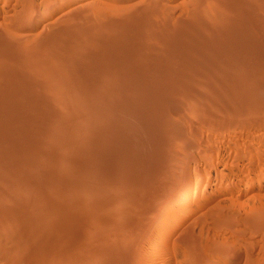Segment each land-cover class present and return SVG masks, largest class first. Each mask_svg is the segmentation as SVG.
Masks as SVG:
<instances>
[{"label": "rangeland", "instance_id": "obj_1", "mask_svg": "<svg viewBox=\"0 0 264 264\" xmlns=\"http://www.w3.org/2000/svg\"><path fill=\"white\" fill-rule=\"evenodd\" d=\"M241 2L244 5L241 4ZM263 3L264 0H0V47H1L0 48V91H1L0 103L1 104L3 103L4 105L2 104V106L7 108L8 105H10L11 99L13 101L18 100V103L19 100L21 99L20 101L22 102V104L24 103V105H27V107H29L39 104L36 102H38L39 100H41V98H43L44 101L48 102L49 105L48 104L47 105L49 110H51L52 107H53L52 109L55 108L54 112L51 110L52 112L51 114L54 117H56V120H59L57 122L60 123L59 124L55 122V118L53 116L48 117L50 119L47 118V120L46 118L45 120L41 119L42 121L38 120L36 121V123L38 122L37 124H35V122H32L28 124V127L30 126L29 128H32L34 130L31 129L32 132L28 134V137L27 136L23 137L22 138L23 141L21 139V142L30 144L34 141L38 145L39 144V142H37L39 141L38 133H40L41 127L44 128L56 127L57 129H59V131H67L68 129H70L69 128L70 126L68 125V123H65L64 120L68 119V116H70V111L73 112L71 113L72 115H76V114L78 115V116L76 115L77 117H75L77 121L79 122H81V120L83 121L84 118H80V117L83 115L85 116L84 109H86L88 106L90 107L92 103L87 105L88 101L85 98L88 99V97H84L83 95L85 94L82 95L84 98H80L79 96L78 98L77 96L73 97L76 94L72 95L73 94L72 93L71 96L69 92L67 95L68 97L70 96V98L68 99L67 95L65 96L66 91L65 89L63 91V87L69 89V87L75 83L73 81L74 80L76 81L77 79L76 77H78L75 75L76 74L75 72L79 73L80 71H82L81 73L85 74L84 70L82 69L85 68V72L87 69H88L87 72L91 70L90 67L91 68L94 67L93 63L97 65L98 59H100L101 56L106 58L114 57L115 60L118 59L120 62L117 63L112 61L110 64L106 65V67L109 66V68L104 67L106 68V70H104V68L100 69L102 67L95 65L94 67L95 69L96 67H98L102 71V72L99 71L101 75L98 72H96L98 71L97 70L98 68L96 70H94L93 68V70H91L90 73H93L94 71L98 73L101 77L95 73H93L92 77L91 75L89 77L88 76L89 72H88L85 75H87V77H89L91 80L93 79L92 81L90 79H87V77L85 76L83 79L81 78L83 76H79L80 79L79 77L78 79L80 81L77 80L76 82H81L82 80V82L86 81L84 82L85 84L89 83L87 85H90V83H93L91 85H94L98 81H100L101 78H103L102 76H104V74L102 75V73L107 72L108 69L109 72H111L112 71L111 69L113 68V70L116 69L115 71H113L114 75L113 73L111 74V76L114 78L110 76L111 78L108 79L109 82L108 81L106 82L103 79L102 81L104 83L105 88L103 86H100L101 89L104 88L106 90V87L108 86L107 88L110 89V91L111 90L113 91V88L111 89L109 86L111 84L113 87L118 88L119 84H123V86L125 85L132 86V84L134 85L136 83L134 85L135 89H130V90L128 88L125 89L126 86L125 88L122 87L124 88L122 89L120 85L119 86L120 89L118 88L117 92L114 95H111V93H113L112 91L110 92L106 90L110 93L108 94V92H106V94L111 95L112 97L110 99L114 101L120 99L121 95H123V93L125 94V92H127V94L131 96L132 102L130 103V105H124L121 108V110L123 109V111H121L120 113L122 119L119 127L121 128L120 131L119 128H117V132H122V131L125 132L126 130H128V133L127 131L125 133L122 132L121 134L116 133V131H113L112 128L110 130L109 129L110 127L104 126L103 123H101L103 122V118L102 119L99 118L98 120L99 123L94 120L88 123L90 126H88V124L86 125L88 126V128L91 127L90 128L91 130L95 129L94 131H99L101 129L100 130L101 132H105V130L109 129L111 133L112 131L114 132L112 133L114 137L112 136V134H110L112 136L109 137L110 139H107V137H100L101 134L103 133H99V134L95 133L97 137L96 138L94 137V139L98 141H95L94 139L93 140L100 145H104L103 147L109 149L111 146L114 145L115 141H117L119 148L127 147V150L124 148L121 149V152L123 154L129 156L128 159L125 158V161L121 163V165L125 163L124 164L125 173L122 170L123 166L121 167L119 165V167L121 168V169L119 168V170L120 171L122 170L120 172L122 174H119L121 179L119 177L117 180L111 181L110 183L111 179L108 181L106 180V178H102V176L103 177L107 176L108 171L111 170L109 165L110 163L107 164L103 163L107 167H105L103 164L89 165L88 167L91 168L86 169L85 172L86 176L84 175L83 178H81L82 179L81 186L78 187V185H80L78 184L76 187H74V189L76 190H74L73 187H71L70 189V186H73L70 184V183L73 184V182L69 181L70 178L72 177V174L70 173H73L72 171L74 169L70 165L68 166L65 165V164H69L67 161H70L69 158L71 157L70 153L67 154L69 156L66 155V157L68 158H66L65 155H63L64 160L62 162L63 164L64 163L65 164L62 166H64L65 168L60 165V168L61 169L63 168L62 172L61 169H59L62 174L63 172L64 174L66 173V176L64 174L63 175L66 179L68 178L69 179L68 181L70 182L69 183L70 186H67L68 184L66 182L64 183L67 184L65 185L66 188L65 186H63V184L59 185V187L62 186L63 189L66 190V192L62 188H57L58 184H55L54 181L53 184L49 183V185L52 184L50 186L51 188L49 186L45 187V185L46 184L48 185V183L44 184V182L41 181L42 180L40 178L41 176L38 177V180H40V182L37 181V177L34 176V178H32L33 180L30 181L31 182L30 186L25 184V181H23L24 176L27 174V172L29 173L30 170L32 173L34 167L32 168L28 166L27 168H25V171L23 169V174H24L23 176V174H21L22 173L21 169L19 168L18 165L20 163L18 159H11L9 160L10 164H8L7 162V164L5 163L3 166L0 165L1 166L0 177L4 179L3 180L4 182L0 181L2 182L0 183V199L2 197L1 194L3 195V200L6 199L4 201L0 200V214H1L0 264H264V106H263L264 95L259 97V100H262L261 102L257 100L256 101L258 103H256V101L254 102L256 106L258 105L257 110H256V106L252 107L253 109L251 110L250 106L252 105L253 102H250L249 100L248 103L247 101L248 99L246 101H243V99L240 98V100L243 101L242 103V101H237L239 99L237 96L236 97L234 96L232 98L230 97V99L231 100L235 98L236 99L231 101V100H226L228 99L227 98L228 96H225V93L223 95V93H220V91H218L220 95L217 92H215V94L214 93L211 94L209 92L204 91L205 89L208 88L205 87V85L208 82H209L208 84L212 82L211 83L212 85H217L219 87H225L229 85L232 86L233 84H235L233 83L234 81H232V79L230 78H227L228 80H230V82L229 81L225 82L224 81L225 79L223 80V76L221 77L223 81L221 80V78L220 80H218L220 77L219 75H223L221 73L219 74L222 68L220 69L218 68L217 70H214V72L211 71L212 70L211 67L218 66L219 62L222 60V55H221L222 53H220L222 52V50L219 47L220 43L224 44L221 45L224 47L226 46V48L230 46L232 47V45L235 46L242 43L241 42L242 37L240 39L239 36L238 39L237 36L235 37V35L232 34L231 35L233 36V38L231 37V35L229 34L230 30H228L229 28H231V31L232 30L236 31V29L237 30L239 29V31L242 30L246 31V35L248 36L250 35L249 37L245 35L246 41L248 43L254 42L252 43L253 45L256 46L258 45L257 48L260 47L261 51L264 50V44L263 45L260 44L261 42L264 43L263 41L264 40L263 38L264 37V23H263L264 4ZM250 18L253 20H250ZM141 19L146 22L141 21ZM201 21L204 22L202 23ZM142 23L144 25H142ZM210 24H212L213 26ZM223 24L225 25L227 24L228 26L227 25L225 26ZM247 24H249L250 27H248L249 25L247 26ZM253 24H255V26ZM191 25L193 27L201 26L200 32L202 34L200 35L199 32V34L196 36V34L193 33L195 36L191 34L192 37L186 38L185 39L186 41L182 40L181 38L182 42L185 43L184 46L183 44H181L182 47L181 52L183 51L184 52L182 56L180 55L177 56V54H175L177 57L179 58L181 57L180 59H183L185 61L184 64L186 65L187 63V65L184 66L183 64L184 61L182 60L180 61L179 58H175L176 57L175 56L174 57L175 65L177 66L178 61L182 62V63L179 62V64L181 65L183 64L182 66L179 64L177 66V67L180 66L179 68L180 73L177 71L178 68L176 66H173L169 74L171 77L167 75L166 77L160 78L158 76L159 75L158 71L155 70L154 68L153 69L154 75L150 74L151 77H149L148 74V77L151 79H149V81L147 80L148 82L146 81L147 79L146 74L148 73V71H146L147 73L145 74L144 77V79L145 78L146 79L143 80V76L145 73L144 70L148 69L150 67L149 65H153L154 67L156 65V63L154 62H152L154 64H150V61H148L147 53L150 52V50H152V53L154 52L153 55L159 52V55L157 53L156 55H154V57L158 56L159 58L160 55L162 54L164 58L163 55L164 53L167 54V55L165 54L166 55L165 57L170 56L171 53H174V50L176 48L178 49L180 48L177 47L181 43L178 42V38L181 36L180 34L181 33L184 34L185 31H186L185 33L187 34L190 30L189 31L186 30V27L189 29L190 27H192ZM214 26L215 29H213ZM220 27L222 28V30L220 29ZM210 28L212 29V31ZM219 29L220 31H218ZM227 30L229 31L228 33ZM224 32L227 35H225ZM217 33H220V35ZM159 39H162V41L167 44L162 43V41ZM173 39L177 41L176 42L177 44ZM198 39L199 41H195ZM216 39L218 43L220 42L219 44L217 43ZM140 40L141 42H139ZM105 41L108 43H104ZM135 41L137 42V44L135 43ZM101 42L103 44H100ZM188 42L189 44H187ZM226 42L227 43L229 42L230 44L229 43L227 44ZM110 43L111 45L113 44V46H109ZM133 43L134 45H138L141 47H142L141 43H143L144 47L142 48H145L147 52H145V49H142L141 47L136 48V46H134ZM198 43L201 44V46L199 47H203L205 44L209 45L207 47H209L208 49L212 53L208 51L207 48L204 50L209 53V54L207 53L208 55L205 54L207 56L205 59H207L208 61L203 60L201 57L198 58L197 56H196L197 59L195 58L194 56L195 46ZM93 44H95V46ZM96 44L98 47L96 46ZM107 44L109 45L107 46ZM191 44L194 48L191 47ZM129 45L131 48L129 47ZM131 45L135 47V50L141 48L140 51L142 52L144 50L145 52L140 56L139 54H141V52L138 53V55H136L139 57V59L136 56H135L136 58L134 57L136 60L138 59L137 60L138 63L133 61L136 64H128L132 60H135L132 58L134 56L132 52L135 51L133 50V47ZM210 45H212L211 46L212 49H210L211 48ZM90 46H93L94 48ZM115 46L118 47V49ZM123 46L125 48L128 47L129 50L123 48ZM187 46H190V48H188ZM216 46L219 47L218 49L219 51L216 50L218 48V47L216 48ZM119 47L121 50L119 49ZM185 47L187 50L185 49ZM115 48L117 49V52L115 51L116 50ZM214 48L216 51L214 50ZM97 49H99L100 51H98ZM130 49H132L133 51H130ZM161 49L163 50L161 51ZM92 50L95 52L93 53ZM118 50L120 51L119 53ZM188 50L190 51L188 52ZM123 51H127L126 54L129 55V57L131 56L132 53L133 56L130 57V61H128L129 58L127 57L126 54H123V56L120 55V53H124ZM160 51L162 53H160ZM186 51L188 55L185 53ZM91 52L94 54V56H96L95 57L96 59L94 58ZM181 52L179 49L178 53L180 54ZM88 54L89 56L92 55V57L90 56V58H88ZM189 54L193 56V59H196L198 61L196 62L192 61L193 59ZM238 54H239L238 56L237 54L235 55V57L232 56L234 60L235 61L238 60V62L237 61L235 62L232 57L230 58L231 65L232 63L246 64L250 62L252 66L258 62L257 60L260 59L262 61V59H264V51H262V54L261 53L258 54V56L254 54V56H256L255 57L256 59L253 58L252 55H251L252 57H250V53H245V51L239 52ZM97 55L100 56V58ZM149 55L151 56L152 54ZM121 56L125 58L123 59V62L125 61L124 63L120 60ZM143 56H147L146 58H144V61L141 60L143 59ZM162 56L160 57L161 59ZM82 57L85 58L87 57L86 58L87 61L86 59L85 60L83 59L84 63L83 61L82 62L79 61L82 59ZM154 57L153 59H155ZM188 57H190L192 60H190ZM249 57L251 59L253 58L252 60L253 62L250 61L251 59ZM160 58L157 59V61L161 60ZM231 59L233 62L231 61ZM139 60H141L142 62L145 61L146 62L144 64ZM199 60L201 61L200 64L204 65V67L206 65L209 73L206 70L200 71L199 67L201 66H199L198 63ZM186 61H191L192 63H195L196 66L194 68L195 72L193 70L194 73H192V71L190 72L191 62H189L190 64H188V62ZM107 62L109 63V61ZM107 62L105 64H107ZM121 62L123 63V65L121 64ZM76 63L78 64L80 63V64L78 65ZM111 64H115V65L118 64L117 66L119 67H123L124 65H125L124 67H128L129 65L128 67L129 69L132 67L130 65L133 66L136 65L137 67V64H139L140 69L138 67V70L135 69L134 72H138L137 74H140L139 75L140 79L138 78L136 73L132 72V69L136 68L135 66L134 68L132 67V69H130V71L133 74L131 78V76L128 75L131 74L128 68H127L128 71L127 70L123 71V72L125 71L128 72V74H126L125 72L120 76V74L118 73L121 72L117 70L119 67L116 66L117 68H115V65L112 66ZM76 65H78L79 67ZM140 65L145 66L146 69L145 67H142ZM86 66H89V68ZM183 66L185 67V69L187 68L189 69L185 70ZM26 70H28V72ZM139 70L142 73L141 72L139 73ZM183 70L185 71L184 73ZM25 71L27 73H25ZM29 71L32 72L31 75H28L30 74ZM187 71L190 73H188ZM116 72L118 73L116 74ZM199 72H200V76L197 75L199 74ZM203 72L205 73V76H207L208 79L204 76ZM210 72L214 74H211ZM56 73L60 74V76L58 74L56 75ZM191 73L193 78L191 76ZM61 74L64 75L65 77L63 76V78H61L62 77ZM94 74L97 77H99L98 78L99 80L97 79L98 80L97 82H95L96 81L95 79L97 77L94 76ZM115 74L117 76H115ZM194 74L196 77L194 76ZM25 75L29 77L27 76L25 77ZM214 75L217 76L214 77ZM133 78H135V81ZM62 79L65 81H63ZM131 79L132 81H134V83L132 81L130 83ZM203 79L208 80V82L204 83L205 81ZM139 80H142L143 82ZM48 81H50V84ZM58 81L61 82L56 84ZM138 81L140 83L142 82V84L143 83L145 84L147 82L146 85H148V83L150 82L148 89L147 86L143 84V86H145L144 88L147 91L142 87V84L141 86L140 84L138 85L139 83ZM187 81H188L187 84H189L191 88L194 87L195 84L199 85V83H202L204 87L202 85L201 86L204 89L200 88L198 90V92L201 91V93H199L200 95L198 94L199 99L195 96H194L195 98L191 96L188 99L186 95L187 88L184 85V82ZM220 81L221 83H219ZM105 82L107 85H105ZM222 82L223 83L225 82L226 84L224 83L223 85H221ZM114 83L117 85H115ZM61 84H63V87H61L62 86ZM159 84L164 85L162 86L164 87L163 90L168 88L171 84L172 85L176 84L175 85L176 90L172 91L171 89L168 88L169 92L168 89H166L164 91L165 93L167 91V94H165L163 93L164 92L163 90L162 91L159 90L158 88ZM24 85L27 86L26 88L27 90H31L33 88L32 90L33 94L32 92L31 93L28 92V94L24 93L25 96L24 94L23 96L19 95L16 89L18 90L19 89L18 87L25 88L26 86L24 87ZM150 85L154 86L153 88L158 86L157 89H155L156 91L152 90V87ZM177 85L180 87L177 88ZM47 86L51 87V89L53 90L51 91V93L49 92L50 94L48 93L46 95L45 94L43 95V93L40 94L38 92L37 94L35 93L36 95L34 94V88L43 89L42 87H47ZM95 86L97 87L98 85ZM14 87L16 89H14ZM93 87L91 88L93 89ZM100 87H98V89ZM181 87L182 88L184 87L183 88L184 90ZM150 88L151 91L154 93V95L150 92ZM85 89L87 90L89 88H87L86 86ZM93 90H95V87ZM170 90L173 93L178 90L177 92L179 93V95L177 94V92H175L172 98V96L169 95L171 93ZM100 91L102 93L103 90ZM148 91L151 94L148 93ZM181 91H184L185 94L183 92L181 93ZM104 92L105 91H103V93ZM7 94H9V97H12V98H8L10 102L7 99L8 96ZM117 94H121V95L119 96ZM177 95L178 97H176ZM180 95H182L183 97H181ZM211 95L213 96L212 98H216V100L214 99L215 102L212 99L215 104L210 103L212 102L210 100ZM217 95L219 97L223 95L226 98L224 97V100H222L221 102L219 101V99L221 100L223 99V97H220L218 99ZM16 96L19 97V99ZM37 96L40 99L37 98ZM144 96H146V98L151 97L150 100L146 101V107L152 106L151 104L149 105L147 102L149 101L151 103L154 102V104L152 103L153 109L152 107L147 108L148 111L149 109L153 110L150 111L151 112L150 116L148 115V113L147 114L142 113L137 115L130 114L129 109L131 108L132 105L136 104V99L145 98ZM163 96L165 97L168 96V98H170L168 104V106H170L169 108H172L176 104L174 106L175 109L174 107L173 109L167 108L166 106L168 102H166V105H164L165 103L163 104L161 103L160 100H158L159 97L162 98ZM200 96L202 97L204 96L203 99ZM152 97L155 98V101L153 100ZM185 97H187V100ZM76 98H78L79 100L81 99L79 103H77L78 100L74 101L76 100ZM193 98L194 99L197 98L196 100L198 101L195 102L196 103L200 102V103L199 104L197 103L195 105ZM205 98L208 99L206 102H204ZM25 99L27 100V103ZM156 99L158 101H156ZM85 100L87 103L85 102ZM170 101L172 102L170 103ZM224 101L225 102L228 101V103L230 102L232 103L231 104L227 103V105H225ZM31 102L34 103L31 105ZM216 102L219 105L217 106L218 108L215 107ZM234 103L236 104L239 103V104L237 105L235 104V107H233ZM246 103L248 105H246ZM260 103L261 105H259ZM1 104H0V110L3 111L5 108L3 107L2 110ZM162 106L166 107V109L163 108V111H161ZM245 106L246 107L249 106V107L246 108ZM224 107H226L225 109L227 110V112L224 109ZM230 107H233V109H231ZM228 108L230 109L228 110ZM243 108L245 110L242 111L241 109ZM248 108H250L251 111H249ZM27 109L23 110V112H26V114L28 115L30 114L34 115L33 111L30 110L31 112L30 113L29 108ZM81 110L83 111L80 113ZM166 110H169L170 113H168L169 111ZM15 111L18 113V115ZM13 112H15L16 114ZM77 112H79L80 114ZM111 112H110L111 114L109 113L110 116L113 114H114L113 116H116L118 114V113L115 114V112L113 111ZM153 112H155V115L152 114ZM241 112H245V113H241ZM209 114L212 116L210 117ZM20 115L22 116V113H20L19 109L18 111L14 109L12 110V112L4 115L3 117L5 118L6 116L7 117L6 119L11 123L4 122L5 119L1 118L2 120L1 119L0 120L2 124L0 122L1 125L0 130L7 129L8 128L7 124L9 125V123L11 125H14V123L16 124L17 120L19 119V118L17 119V116L20 117ZM122 115H125L128 118H126L125 116L122 117ZM9 116L10 118H8ZM143 117L145 121L141 119ZM52 119H54L53 120L54 122H52ZM123 120L125 123L123 122ZM170 120L176 121L178 123V131L181 130L183 137L180 136L182 135L181 133L180 135L177 136V135H172L170 132L171 135H169L170 138H168L167 136L168 135L167 133H169L168 129L164 128L163 125ZM4 123L6 126L4 125ZM155 123L162 124V126H160L161 128H156V129L157 130L160 129L161 132L163 133H161L160 130L159 131H157L156 129L153 130L154 125L152 126V124ZM133 124L136 126L134 127ZM103 126L107 129H104ZM124 126L125 129L123 128L122 130V127ZM131 128L134 131L129 132ZM142 128L149 130V132H151L150 129L154 133H156V131L160 132L161 137L158 138L157 136H154L157 138L152 137L149 141L145 138L142 132L139 131ZM114 130L116 129L114 128ZM138 131L141 132V134L138 133ZM33 132L34 134L37 133L38 136L36 134L32 135ZM51 134L52 136L48 135L47 137L49 136L51 137L49 138L50 141L54 140L52 141L53 143L50 142L51 144L55 143L54 145L56 146L58 143L56 150L59 152V150H61L62 147L65 146L64 145L65 142H63L64 139L62 138L60 139V135H58V133L56 136H55L56 133H51ZM79 136H77L78 137L77 141L79 140L78 141L79 147L82 144H83L82 146L85 147V144L87 145L88 142L90 143V139H86L82 135L81 136L83 138L81 136L79 138ZM115 136H117L118 138ZM172 136H174V138ZM179 136L181 138H179ZM112 138H114L115 141L111 140ZM83 139L86 142H84ZM49 140L48 139L46 140L47 143L49 142ZM55 140L58 142H55ZM59 141L62 143H60ZM120 142L124 144H120ZM129 142L130 145H132L131 147L128 144ZM40 145L42 144L40 143ZM128 146L130 148H128ZM63 150L64 149H62V152ZM104 150H101V153L106 155L105 154L106 152H104ZM163 150L164 152L165 151L166 152L164 153ZM44 151H45L44 152L45 155L42 153L44 159L45 158L50 159L51 157L50 151L48 149L47 152L46 150ZM132 154H134V157ZM9 165L10 167L8 168ZM12 166H14V169L16 170L19 168L20 169L19 172L21 173H19L18 171L15 172L16 170L12 169L13 168ZM42 168L43 171L45 170L44 174L48 172L46 175L49 177H53L54 179V176H51L52 175L50 171L51 168L47 171L49 165L46 166L44 165V167ZM8 169L11 170L9 171L10 173L6 171ZM71 169L73 170L71 171ZM26 170L28 171L26 172ZM111 171L112 174L114 175L117 174L115 172L113 173L115 169ZM116 172L118 171L116 170ZM15 173L21 174L23 177L21 175H16ZM14 176L17 178L16 181L14 180L15 179ZM19 177H21L20 179L22 180L18 179ZM35 177L36 180H34ZM2 179L0 178V180ZM96 179L97 180L99 179L98 180L99 183H97L98 181ZM18 180L24 182V183L22 182V185L19 184L18 186L19 188L21 187L22 190L21 188L19 189L17 187L18 184H16V182L18 183ZM12 181L16 184L17 188L14 187L15 184ZM41 182H43L44 186ZM24 187L25 189L29 187L28 189H30L29 191L31 193L28 192V190H25ZM94 187L96 188L94 189ZM195 187H197L196 192H195ZM13 188H15V190L17 189V191L14 190L12 192ZM58 189L61 192H59ZM36 190H38V192H36ZM71 190L75 191V193L74 192L72 193ZM9 191L11 192V194ZM22 191H24V193ZM48 191L51 192L52 195L51 197H54L53 198L54 200L50 198V193H47ZM90 192H92V194ZM108 192H109V196H108ZM8 193L10 194L9 197H8L9 195ZM27 193H29L28 196H25L24 194ZM60 193L64 194L65 196H63ZM81 193L84 195L87 194L85 195L87 199L85 198L84 195L80 196ZM89 194L91 197H87ZM119 194L120 196H118ZM128 195L129 197H126ZM60 196H61V200H59ZM44 197L47 198L48 201ZM90 198L92 199L90 200ZM18 199H20L23 202H20ZM38 199L40 201H38ZM81 200H83L82 203ZM50 201L52 205L50 204ZM38 202L41 203L39 204ZM54 202L57 204H55ZM23 203L24 206L26 204L25 207L21 206L23 205ZM37 204L39 206H37ZM10 205L12 206V208ZM28 205H31L33 207L32 208L29 206V209H32L33 211L26 208L28 207ZM35 206H37L39 209ZM21 207L25 209V213H24V209H22L23 211L17 210V209H21ZM51 208H53V210ZM116 209L119 210V212ZM10 210H12V212ZM16 211L18 213L21 211V213L18 214ZM71 221H72L71 224H73L74 222L73 225L70 224ZM76 223H78L79 226ZM17 224L19 227L17 226ZM1 227L3 228L1 229ZM41 227L44 228L41 229Z\"/></svg>", "mask_w": 264, "mask_h": 264}, {"label": "bare ground", "instance_id": "obj_2", "mask_svg": "<svg viewBox=\"0 0 264 264\" xmlns=\"http://www.w3.org/2000/svg\"><path fill=\"white\" fill-rule=\"evenodd\" d=\"M240 2V1H239ZM241 4H243L242 2H241ZM240 4V5H241ZM264 4V3H263ZM221 5V4H220ZM244 5V4H243ZM231 6V5H230ZM234 6V5H233ZM79 7V6H78ZM237 7V6H236ZM239 7H241V6H239ZM206 8V7H205ZM197 9V8H196ZM244 10V9H243ZM231 11V10H230ZM234 11V10H233ZM239 11V10H238ZM205 12V11H204ZM243 12V11H242ZM245 12V11H244ZM255 12V11H254ZM231 13V12H230ZM234 13V12H233ZM232 13V14H233ZM238 13V12H237ZM240 13V12H239ZM151 14V13H150ZM131 15V14H130ZM223 16V15H222ZM239 16V15H238ZM126 17V16H125ZM143 17V16H142ZM253 17H254V15H253ZM149 18V17H148ZM247 18V17H246ZM249 19V18H248ZM259 19V18H258ZM140 20V19H139ZM138 20V21H139ZM230 20V19H229ZM239 20H241V19H239ZM250 20H253V19H251L250 18ZM256 20V19H255ZM141 21H143L142 19H141ZM140 21V22H141ZM212 21V20H211ZM214 21V20H213ZM217 21V20H216ZM238 21V20H237ZM244 21V20H243ZM242 21V22H243ZM143 22H146V21H143ZM202 22V21H201ZM204 22V21H203ZM202 22V23H203ZM209 22H210V19H209ZM215 22V21H214ZM241 22V21H240ZM239 22V23H240ZM253 22V21H252ZM100 23V22H99ZM136 23V22H135ZM148 23V22H147ZM154 23V22H153ZM211 23H213V22H211ZM216 23V22H215ZM255 23V22H254ZM264 23V22H263ZM137 24H138V22H137ZM156 24V23H155ZM207 24H208V22H207ZM217 24V23H216ZM236 24V23H235ZM246 24V23H245ZM250 24V23H249ZM249 24H247V26L249 25ZM135 25V24H134ZM141 25V24H140ZM142 25H144L143 23H142ZM169 25V24H168ZM197 25H198V23H197ZM202 25H204V24H202ZM210 25H212V24H210ZM223 25H225V24H223ZM227 25V24H226ZM225 25V26H226ZM241 25H243V24H241ZM254 26H255V24H253ZM98 26V25H97ZM124 26V25H123ZM192 26V25H191ZM206 26V25H205ZM209 26V25H208ZM213 26V25H212ZM218 26V25H217ZM222 26V25H221ZM228 26V25H227ZM239 26V25H238ZM136 27V26H135ZM142 27V26H141ZM159 27H160V25H159ZM190 27V26H189ZM201 27V26H200ZM200 27H198V26H195V27H190L189 29L186 27V30H190L187 34L184 32V34H186V35H184L183 33H181L179 36V38H178V42H181L178 46L176 45L177 43V41H175L174 39V41H175V45L177 46V47H180L179 49H180V52L182 51L181 50V44H183V46H184V44L185 43H183L182 42V40H185L186 38H189V37H192L191 36V34H196V36L199 34V32H200ZM211 27V26H210ZM233 27V26H232ZM248 27H250V25L248 26ZM78 28V27H77ZM84 28V27H83ZM98 28V27H97ZM123 28V27H122ZM130 28V27H129ZM153 28V27H152ZM170 28V27H169ZM203 28V27H202ZM201 28V29H202ZM207 28V27H206ZM227 28V27H226ZM141 29H143V28H141ZM204 29V28H203ZM211 29V28H210ZM213 29H215V26L213 27ZM220 29L222 30V28L220 27ZM220 29L218 30V31H220ZM228 29V28H227ZM241 29V28H240ZM247 29V28H246ZM118 30V29H117ZM121 30V29H120ZM205 30V29H204ZM216 30H217V28H216ZM228 30H230V32L228 31ZM227 30V33L229 32V34L231 35H235V37L237 36V38L240 36V39H241V37H242V39H241V44H239V45H235V46H233L232 45V47L230 46V47H228V48H226V46L224 47V46H222V45H224V44H222V43H218V41H217V39H216V41H217V43L220 45L219 47H220V49L222 50V52H220V53H222L221 55H222V60L219 62V65L218 66H212L211 67V71H213L214 72V70H217L218 68L220 69V68H222V70H221V72H219V74L221 73V74H223V75H219L218 77H219V79L218 80H220V78L223 76V80L225 81V82H227V81H229L230 82V80H228L227 78H230V79H232V81H234L233 83H235V84H233L232 86H225V87H219V86H217V85H212L211 83V85L210 84H208L209 82H208V80H204L205 82L204 83H206V82H208L206 85H205V87L207 88V89H205L204 91L205 92H209V93H211V94H215V92H217L218 93V91H220V93H223V95H224V93H225V96H228L227 98L228 99H226V100H231L230 99V97L232 98V97H238L237 99V101H242V100H240V98H242L243 99V101H246L247 99V101H248V103H249V100H250V102H253L252 103V105L250 106V108H251V110L253 109L252 107H254V106H256V104L254 103L256 100L257 101H262V100H259V97H261V96H263L264 95V59H262V61L260 60V62H259V60H257L256 62V64L255 65H252L251 66V64H250V62L249 63H246V64H242V63H239V64H236V63H232V65H231V62H230V58L232 57V56H234L235 57V55L237 54V56L239 55L238 53L239 52H243V51H245V53H250V57H252L253 56V58H255L256 56H258V54H262V51H264V50H262L261 51V48L259 49V48H257V46L256 45H253L252 43H254V42H252V43H248L247 41H246V36H248V35H246V31H244V30H242V31H239V29L237 30L236 29V31H231V28H229ZM235 30V29H234ZM125 31V30H124ZM207 31V30H206ZM211 31H212V29H211ZM98 32V31H97ZM208 32V31H207ZM249 32V31H248ZM247 32V33H248ZM256 32V31H255ZM193 34V36H195ZM202 33L200 32V35H201ZM217 34H219L220 35V33H217ZM224 34H225V32H224ZM104 35V34H103ZM124 35V34H123ZM129 35V34H128ZM225 35H227V34H225ZM231 35V37L233 38V36ZM246 35V36H245ZM256 35H257V33H256ZM5 36V35H4ZM61 36V35H60ZM250 36V35H249ZM248 36V37H249ZM72 37V36H71ZM98 37V36H97ZM247 37V38H248ZM127 38V37H126ZM147 38V37H146ZM163 38V37H162ZM168 38V37H167ZM181 38H182V40H181ZM197 38V37H196ZM243 38H244V40H243ZM261 38H262V36H261ZM264 38V37H263ZM156 39V38H155ZM239 39V38H238ZM72 40V39H71ZM158 40V39H157ZM159 40H161L162 41V39H159ZM165 40V39H164ZM176 40H177V38H176ZM193 40V39H192ZM191 40V41H192ZM243 40V41H242ZM99 41V40H98ZM129 41V40H128ZM138 41V40H137ZM146 41V40H145ZM166 41V40H165ZM186 41V40H185ZM188 41V40H187ZM195 41H199V39L198 40H195ZM206 41H207V39H206ZM205 41V42H206ZM212 41V40H211ZM226 41H227V39H226ZM229 41V40H228ZM264 41V40H263ZM93 42V41H92ZM97 42V41H96ZM111 42V41H110ZM139 42H141V40L139 41ZM139 42H138V45H139ZM143 42V41H142ZM173 42V41H172ZM94 43V42H93ZM104 43H108V42H104ZM112 43V42H111ZM111 43H110V45L109 44H107V46L109 45V46H113V44L111 45ZM118 43V42H117ZM135 43L137 44V42L135 41ZM146 43V42H145ZM162 43H165V42H163L162 41ZM203 43V42H202ZM207 43V42H206ZM212 43V42H211ZM211 43H209V44H211ZM227 43V42H226ZM229 43V42H228ZM227 43V44H228ZM257 43H259V42H257ZM256 43V44H257ZM27 44V43H26ZM32 44V43H31ZM58 44V43H57ZM98 44V43H97ZM97 44H96V46H97ZM100 44H103L102 42L100 43ZM122 44V43H121ZM165 44H167V43H165ZM187 44H189V42L187 43ZM186 44V45H187ZM214 44V43H213ZM222 44V45H221ZM230 44V43H229ZM252 44V45H251ZM261 45H263L264 43H260ZM38 45V44H37ZM71 45V44H70ZM94 46H95V44H93ZM133 45H134V43H133ZM138 45H134V46H136V48H138V47H141V46H138ZM141 45H142V47H144L143 46V43H141ZM145 45V44H144ZM196 45V44H195ZM216 45V44H215ZM55 46V45H54ZM57 46V45H56ZM105 46H106V44H105ZM117 46V45H116ZM115 46V47H116ZM132 46V45H131ZM168 46H169V44H168ZM171 46V45H170ZM174 46V45H173ZM175 46V47H176ZM199 46H201V44L200 43H198L196 46H195V58L197 59V57L199 58V57H201L203 60H207V59H205L207 56L205 55V54H207L208 52H206V51H204L206 48H207V50L208 51H210L208 48L209 47H207V46H209V45H204L203 47H199ZM212 45H210V47H211ZM214 46V45H213ZM229 46V45H228ZM90 47H93V46H90ZM98 47V46H97ZM104 47V46H103ZM129 47H130V45H129ZM133 47V46H132ZM141 47V48H142ZM151 47V46H150ZM165 47V46H164ZM172 47V46H171ZM174 47V48H175ZM188 48H190V46H187ZM191 47L192 48H194L193 46H192V44H191ZM218 46H216V48H217ZM219 47L216 49L217 51H219L218 49H219ZM1 48V47H0ZM35 48V47H34ZM94 48V47H93ZM100 48V47H99ZM113 48V47H112ZM117 49H118V47H116ZM115 48V49H116ZM123 48H125L124 46H123ZM131 48V47H130ZM141 48L140 49H138V50H135V47H133V50L135 51V52H132L133 54H134V56L132 55V53H131V56L130 57H132L133 59H135L136 57L139 59V57L138 56H136V55H138V53H140L141 51ZM117 49L115 50L116 52H117ZM119 49H120V47H119ZM125 49H128L129 50V48L128 47H126ZM142 49H145V48H142ZM148 49V48H147ZM169 49V48H168ZM178 48H176L175 50H174V53H171V55L170 56H168V57H165L167 54L166 53H164L163 55H164V58H163V56H162V54L160 55V57L162 56V59L161 60H159V61H157V59H159L158 58V56H155L154 57V55H156L157 53H158V55H159V52H157L156 54H154L153 55V53H152V50H150V52H148L147 54H148V61H150V64H154V63H156V65H155V67L153 66V65H149V64H147V65H149L147 68L148 69H146V67L145 66H142V65H140V66H142V67H145V69L146 70H144L145 71V73H144V76H143V80H145L146 78V81L148 80L149 81V79H151V78H149V77H151L150 76V74L152 75L153 73H154V68H155V70H157L158 71V76L160 77V78H163V77H166L167 75H169L170 74V70H171V68L173 67V66H176L175 65V59H174V57L176 56L175 54H177V56L178 55H180V56H182V54H183V52H181L180 54L178 53V50H179ZM185 49H186V47H185ZM210 49H212V47L210 48ZM263 49V48H262ZM98 51H100L99 49H97ZM121 50V49H120ZM132 49H130V51H133ZM158 50V49H157ZM163 49H161V51H162ZM170 50H171V48H170ZM187 50V49H186ZM193 50V49H192ZM214 50H215V48H214ZM215 50V51H216ZM57 51V50H56ZM93 51V50H92ZM111 51H112V49H111ZM160 51V53H162ZM167 51V50H166ZM169 51V50H168ZM190 50H188V52H189ZM247 51V52H246ZM95 51H93V53H94ZM120 51L118 50V53H119ZM122 52V51H121ZM124 53H120V55H122L123 56V54H126L127 53V51H123ZM145 52H147V50L145 49ZM144 52V50L141 52V54H139V56L140 55H142L143 53H145ZM172 52H173V50H172ZM206 52V53H205ZM211 52V51H210ZM92 53V52H91ZM92 53V55L94 56V54ZM98 53V52H97ZM114 53V52H113ZM129 53V52H128ZM186 54H187V51L185 52ZM212 53V52H211ZM220 53H219V55H220ZM66 54V53H65ZM99 54V53H98ZM130 54V53H129ZM149 54H152L151 56L149 55ZM166 54V55H165ZM168 54H170V53H168ZM192 54V53H191ZM209 54V53H208ZM207 54V55H208ZM254 54L256 55V56H254ZM92 55H90L91 57H92ZM127 55V54H126ZM125 55V56H126ZM146 55V54H145ZM188 55V54H187ZM190 55V54H189ZM193 55V54H192ZM215 55V54H214ZM248 55V54H247ZM252 55V56H251ZM9 56V55H8ZM34 56V55H33ZM75 56V55H74ZM90 56H89V54H88V58H90ZM98 56V55H97ZM109 56V55H108ZM112 56V55H111ZM121 56V58H120V60L123 62V59H125V58H123ZM136 56V57H135ZM175 57V58H179V57ZM191 56V55H190ZM197 56V57H196ZM96 56H94V58H95ZM99 58H100V56H98ZM127 57L129 58L128 59V61H130V57H129V55H127ZM135 57V58H134ZM147 56H143V59H141V60H143L144 61V58H146ZM153 57L155 58V59H153ZM216 57V56H215ZM214 57V58H215ZM249 57V58H250ZM77 58V57H76ZM87 58V57H86ZM85 57H82V59L81 60H79V61H83V63H84V60L86 59ZM108 58V59H107ZM102 57L101 56V58L100 59H98V62H97V65L99 66V67H102V68H100V69H103L104 67H106V65H108V64H110L112 61L113 62H120L118 59V61L117 60H115L114 59V57ZM112 58V59H111ZM116 58V57H115ZM118 58V57H117ZM141 58V57H140ZM181 58V57H180ZM179 58V60L181 61H184L183 59H180ZM184 58V57H183ZM190 60H192L193 59V56H191V58L190 57H188ZM188 58H186V59H188ZM233 58V57H232ZM253 58L250 60V61H252L253 60ZM258 58V57H257ZM260 58V57H259ZM70 59H72V58H70ZM84 59V60H83ZM96 59V58H95ZM137 59V60H138ZM153 59V60H152ZM185 59V58H184ZM196 59H193L192 61H198V60H196ZM237 59V58H236ZM256 59V58H255ZM46 60V59H45ZM132 60V59H131ZM137 60L135 59V60H132L130 63H128V64H136V63H138L137 62ZM141 60H139V61H141ZM147 60V59H146ZM154 60H156V61H154ZM233 60H234V58H233ZM249 60V59H248ZM86 61H87V59H86ZM107 61H109V63L107 62ZM133 61H135V62H133ZM180 61H178V64H179V62ZM208 61V60H207ZM217 61V60H216ZM231 61H232V59H231ZM235 61V60H234ZM237 62H238V60H236ZM235 61V62H236ZM78 62V61H77ZM94 62V61H93ZM107 62V64H105ZM121 62V64L123 65V63L125 62H123L122 63ZM127 62V61H126ZM142 62V61H141ZM146 62V61H145ZM145 62H142V63H144L145 64ZM152 62H154V63H152ZM176 62H177V60H176ZM186 62H188V64H190L189 62H191V61H186ZM206 62V61H205ZM218 62V61H217ZM233 62V61H232ZM253 62V61H252ZM255 62V61H254ZM73 63V62H72ZM141 63V64H142ZM149 63V62H148ZM180 63H182V62H180ZM185 63V61L183 62V64ZM199 66H201V67H199V69H200V71H207L208 73H209V71H208V69H207V67H206V65H205V67H204V65H202V64H200L201 63V61L199 60ZM5 64V63H4ZM76 64H78V63H76ZM80 64V63H79ZM78 64V65H79ZM91 64V63H90ZM116 64V63H115ZM115 64H111L112 66L113 65H115ZM139 64H140V62H139ZM139 64H137V67H136V65H134L136 68H134V66L133 65H130V66H132L134 69H132V67L130 68V69H132V72H134L135 71V69L136 70H138V67H139ZM178 64H177V66H178ZM182 64V65H183ZM218 64V63H217ZM250 64V65H249ZM68 65V64H67ZM78 65H76V66H78ZM87 65V64H86ZM95 63H93V66L95 67ZM96 65V66H97ZM118 65V64H117ZM117 65H115V68H117V67H119L120 66V63H119V66H117ZM125 65H126V63H125ZM124 65V66H125ZM179 65H181V64H179ZM181 65V66H182ZM186 65H187V63H186ZM185 64H184V66H186ZM216 65V64H215ZM75 66V67H76ZM92 66V67H93ZM117 66V67H116ZM119 67L117 70L119 71V72H121V73H118V72H116V74L118 73V74H120V76H121V74H124L125 72H123L124 70H127V68L129 67V65H128V67ZM152 66H153V68H152ZM176 66V67H177ZM183 66V67H184ZM190 66V65H189ZM188 66V67H189ZM195 63H192L191 62V68H190V72L192 71V73H194L195 72V70H194V68H195ZM79 67V66H78ZM77 67V68H78ZM84 67V66H83ZM86 67H88L89 68V66H86ZM93 67V68H94ZM175 67V68H176ZM197 67H198V64H197ZM210 67V66H209ZM208 67V68H209ZM63 68V67H62ZM68 68V67H67ZM93 68H91L90 67V69L91 70H93ZM98 67H96V69H97ZM106 68H109V66H107ZM106 68H104V70H106ZM110 68H111V66H110ZM126 68V69H125ZM178 68V69H177ZM176 69H177V71L179 72V68H180V66L179 67H177ZM35 69V68H34ZM39 69V68H38ZM80 69H81V67H80ZM95 68H94V70H96ZM99 68L97 69L98 71H96V72H98L99 73V71H101ZM130 69L128 68V70L130 71ZM139 69H140V67H139ZM142 69V68H141ZM174 69V68H173ZM184 69H185V67H184ZM187 69H189V68H187ZM187 69H185V70H187ZM16 70V69H15ZM37 70V69H36ZM41 70V69H40ZM39 70V71H40ZM59 70V69H58ZM77 70V69H76ZM76 70H74V71H76ZM82 70H84V73L86 74V73H88L89 75V77H90V75H91V77H92V75H93V73H95V74H97V75H99L98 73H96V72H94L93 71V73H90L91 72V70H89L88 72H87V70H86V72H85V68L84 69H82ZM112 71L111 72H109V69L107 70V72H104V73H102V75L104 74V76H102L103 78H101L100 79V81H98L99 79V77H97L95 74H94V76H96L97 78L95 79L96 81L95 82H97L96 84H94V85H91V84H93V83H90V85H87V84H89V83H87V84H85L84 82H86V81H84V82H82V80H81V82L82 83H84V84H82L81 82H76L77 80H79L80 79V77L79 76H83V77H81L82 79L84 78V76L85 77H87V75H85V74H82L81 72L82 71H80L79 73L78 72H75L76 74V76H78L79 77V79H78V77H76L77 79H76V81L74 80V79H72V80H74L73 82H75L72 86H70L69 87V89L68 88H64L63 87V84H61L62 86L61 87H63V91H64V89H65V91H66V94H65V96L70 92V95L72 94V95H74V94H76V95H74L73 97H80V98H84V97H88V99H90V100H88L87 98H85L87 101H88V104L87 105H89L90 103H92L91 104V106L88 108L87 106V108L86 109H84V113H85V116L83 115V116H81L80 118H84L83 119V121L81 120V122H79V121H77L76 119H75V117H77L76 115H72L71 113H73V112H71L70 111V116H68V119L67 120H64L65 121V123H68V125L70 126L69 128L70 129H68L67 131H59V129H57L56 127H47V128H44V127H41V130H40V133H38L39 134V141H37V140H35V139H33V140H35V141H37V142H39V144L38 145H40V143L42 144V145H40V146H38L37 145V143L36 142H32V143H30V144H26L25 142H21V139L23 138V137H25V136H27L28 137V134L29 133H31L32 132V130H34V129H32V128H29L28 127V124H30V123H32V122H35V124H37L36 123V121H38V120H41V119H43V120H45V118H46V120H47V118L48 117H52L53 115L51 114L52 112H51V110L54 112V109H52L51 108V110H49V108H48V102H46V101H44L43 100V98H41V100H39L38 102H36V103H39V104H37V105H33V106H29V107H27V105H24V103L22 104V102L19 100V103H18V100H12L11 99V102L9 101V99L8 98H12V97H9V94H7L6 96H7V99H8V101L10 102V105H8V107L7 108H5L4 106H2V104H1V106H2V110H3V107L5 108L3 111H1L0 110V119L2 118V119H5V121L4 122H10V121H8L6 118V116H5V118L3 117L4 115H6V114H8V113H10V112H12V110H14V109H16L17 111H18V109L20 110V113H22V116L20 115V117L19 116H17V122H16V124L14 123V125H11L10 123H9V125L7 124V129H5V130H0V136H1V138H0V165L1 166H3L5 163L7 164V162H8V164H10L9 162V160H11V159H18L19 160V168L21 169V172H19V168H18V166H17V170L16 169H14V166H12L13 168L12 169H14V170H16L15 172H19V173H21V174H23V169H24V171H25V168H27L28 166H30V167H34V170H32L33 172L31 173V170H30V172L28 173L27 171L29 170V168H28V170H26V172H27V174L24 176V174H23V176H24V180L23 181H25V184H27V185H29L30 186V184H31V180H33L32 178H34V176H36L37 177V181H39L40 182V180H38V177H40L42 180L41 181H43L44 182V184H46V183H48V185L46 184L45 185V187L46 186H51L52 184H53V181H54V183L55 184H58L57 185V188H62L63 189V187L61 186V187H59V185H61V184H63V186H65V185H67V186H70V184L71 185H73V186H70V189H71V187H73V189H74V187H76L78 184H80V185H78V187H80L81 186V183H82V179L81 178H83V176L85 175V172H86V169L88 168V169H90L88 166L89 165H101V164H107V163H110L109 165H110V168H111V170H114L115 169V171H113V173L115 172V173H117L116 175H114V174H112V171L111 170H109L108 171V173H107V176H105V177H103L102 176V178H106V180H110V183H111V181H114V180H117L120 176H119V174H122V173H120L122 170H123V172H124V170H125V167H124V164H122L121 165V163L123 162V161H125V158H129V156H127L126 154H123L122 152H121V149L122 148H124V149H126L127 150V147L125 148V147H122V148H119V146H118V144H117V141H115V139L114 138H112L111 140H114L113 142H114V145L113 146H111L109 149H107L106 147H103L104 145H100V144H98L97 142H95V141H98V140H96V139H94V137L96 138L97 136H96V134L95 133H103V134H101V136L100 137H107V139H110L109 137L111 136L110 134H112V133H114L113 131H116V133H122L123 131V128L125 129V126L124 127H122V132H117V128H119L120 127V123H121V121H122V119H121V116H120V113H121V111H123V109L121 110V108L124 106V105H130V103L132 102L131 100V96H129L128 94H127V92H125V94L123 93V95H121V94H117V95H121V98L120 99H118V100H111L110 98L112 97L111 95H114L116 92H117V89L119 88V86L121 85V88L122 87H124L125 88V86H123V84H119L118 85V88L117 87H113L112 86V84L111 85H109L110 86V88L112 89L113 88V93H111V95H108V94H110L108 91H110V89H108L107 87H106V90H108V91H106L104 88H105V86H104V83H103V79H104V81H108V79L109 78H111L112 76H111V74L113 73V71H115V70H113V68L111 69ZM127 70V71H128ZM143 70V69H142ZM193 70H194V72H193ZM27 72H28V70H26ZM25 71V73H27ZM32 71V70H31ZM31 71H29L30 72V74H28V75H31ZM69 71V70H68ZM78 71V70H77ZM146 71H148V73L146 72ZM156 71V72H157ZM176 71V70H175ZM176 71V72H177ZM198 71V70H197ZM197 71H196V73H197ZM24 72V71H23ZM63 72V71H62ZM102 72V71H101ZM132 72L130 71V73L132 74ZM141 71L139 70V73H140ZM155 72V73H156ZM185 71L183 70V73H184ZM188 72V71H187ZM190 72H188V73H190ZM218 72V71H217ZM24 73V74H25ZM34 73V72H33ZM68 73V72H67ZM73 73V72H72ZM77 73H78V75H77ZM134 73H136V75L138 76V78L140 79V77H139V75L140 74H137L138 72H134ZM142 73V72H141ZM147 73V74H146ZM180 73V72H179ZM182 73V72H181ZM192 73H191V76H192ZM195 73V74H196ZM211 74H214V73H212V72H210ZM215 73H216V71H215ZM21 74V73H20ZM38 74H39V72H38ZM55 74V73H54ZM53 74V75H54ZM58 73H56V75H57ZM80 74H82V75H80ZM115 74V76H117ZM126 74H128V72H126ZM131 74H128V75H130L131 76V78H132V76H133V74L131 75ZM145 74H146V78L144 79V77H145ZM148 74H149V77H148ZM195 74H194V76H195ZM203 74H204V76H205V73L203 72ZM202 74V75H203ZM207 74V73H206ZM33 75V74H32ZM53 75H52V77H53ZM55 75V76H56ZM59 76H60V74H58ZM101 75V74H100ZM99 75V76H100ZM113 75H114V73H113ZM135 75V76H136ZM154 75V74H153ZM156 75V74H155ZM183 75V74H182ZM190 75V74H189ZM197 75H199L200 76V72H199V74H197ZM23 76V75H22ZM27 75H25V77H26ZM61 78H63V76L64 75H62L61 74ZM93 76V77H94ZM111 76V77H110ZM125 76V75H124ZM127 76V75H126ZM136 76V77H137ZM170 76V75H169ZM168 76V77H169ZM208 76H210V75H208ZM217 76V75H216ZM215 75H214V77H216ZM21 77V76H20ZM27 77H29V76H27ZM34 77V76H33ZM47 77V76H46ZM65 77V76H64ZM71 77V76H70ZM89 77H87V79H90ZM101 77V76H100ZM119 77V76H118ZM135 77V78H136ZM171 77V76H170ZM196 77V76H195ZM206 78H207V76H205ZM213 77V76H212ZM4 78V77H3ZM8 78V77H7ZM59 78V77H58ZM112 78H114V77H112ZM130 78V77H129ZM135 78H133L134 79V81H135ZM137 78V79H138ZM153 78V77H152ZM192 78H193V76H192ZM52 79V78H51ZM98 79V80H97ZM117 79V78H116ZM208 79V78H207ZM217 79V78H216ZM48 80H49V78H48ZM59 80V79H58ZM63 80V79H62ZM61 80V81H62ZM65 80H66V78H65ZM65 80H63V81H65ZM86 80V79H85ZM91 80V79H90ZM93 80V79H92ZM91 80V81H92ZM129 80V79H128ZM154 80V79H153ZM162 80V79H161ZM188 80H190V79H188ZM193 80V79H192ZM201 80V79H200ZM215 80V79H214ZM221 80H222V78H221ZM222 80V81H223ZM36 81V80H35ZM51 81H53V80H51ZM55 81H56V79H55ZM61 81H58L56 84H58L59 82H61ZM80 81V80H79ZM88 81V80H87ZM113 81V80H112ZM112 81H110V82H112ZM131 81H132V79L130 80V83H131ZM134 81H132L133 83H134ZM139 81H142V80H139ZM138 81V82H139ZM145 81V82H146ZM147 81V82H148ZM152 81V80H151ZM156 81V80H155ZM160 81V80H159ZM167 81V80H166ZM49 82V84H50V81H48ZM89 82V81H88ZM94 82V83H95ZM106 82H105V85H107L106 84ZM109 82V81H108ZM127 82V81H126ZM136 82H137V80H136ZM143 82V81H142ZM142 82L140 83H138V85L140 84V86H141V84H142ZM146 82V83H147ZM153 82V81H152ZM151 82V83H152ZM157 82H158V80H157ZM162 82V81H161ZM197 82V81H196ZM224 82V83H225ZM43 83V82H42ZM64 83H66V82H64ZM129 83V82H128ZM129 83V84H130ZM146 83L144 84L145 86H147V89H148V87H149V84H150V82L148 83V85H146ZM188 83V81L187 82H184V85H185V87L187 88V90H186V92H187V97H188V99H189V97H197L198 98V96L200 95L199 93H201V91L200 92H198V90L200 89V88H203L204 86L202 85V83H199V85H194V87H190L189 86V84H187ZM193 83H194V81H193ZM219 83H221V81L219 82ZM223 82H222V84L221 85H223L224 84ZM103 84V85H102ZM115 84V83H114ZM129 84H127V85H129ZM136 84V83H135ZM134 84V85H135ZM143 84H142V87L144 88L145 86H143ZM156 84H158V83H156ZM180 84V83H179ZM183 84V83H182ZM181 84V85H182ZM214 84V83H213ZM217 84V83H216ZM226 84V83H225ZM18 85V84H17ZM20 85V84H19ZM47 85V84H46ZM65 85V84H64ZM84 85H86L87 86V88H91V87H95V90H93L94 89V87H93V89L91 88L90 90L89 89H85V87L86 86H84ZM95 85H98L97 87L95 86ZM115 85H117V84H115ZM134 85L132 84V86H126V88L125 89H135L134 88ZM153 85V84H152ZM176 85V84H175ZM175 85H170L168 88L169 89H171L172 91H174V90H176V86ZM192 85V84H191ZM203 87H202V86ZM209 85V86H208ZM227 85H228V83H227ZM8 86V85H7ZM26 85H24V87H25ZM67 86H69V85H67ZM88 86H91V87H88ZM100 86H103L102 88L103 89H101V87ZM151 86V85H150ZM157 86V85H156ZM162 86H164V85H162V84H159V90H163V88L164 87H162ZM17 87V86H16ZM60 87V88H61ZM98 87H100L99 89L100 90H103V91H105L104 93H103V91H102V93H101V91L98 89ZM129 87H132V88H129ZM152 87V90H155V89H157V87H155V88H153L154 86H151ZM178 87H180V86H178L177 85V88ZM2 88V87H1ZM4 88H6V87H4ZM19 89L17 90L15 87H14V89H16V91H18L17 93L19 94V95H22L23 96V94L25 93H27L28 94V92H32V90H33V88L31 89V90H27L26 88H27V86L25 87V88H22V87H18ZM43 89H35L34 88V94L36 93L37 94V92L38 93H40V94H42L43 93V95L45 94H48L49 92L51 93V91H53L52 89H51V87H42ZM124 88H122V89H124ZM168 88H166V89H168ZM182 88V87H181ZM184 88V87H183ZM182 88V89H183ZM28 89H29V87H28ZM68 89V90H67ZM120 89V88H119ZM121 89V90H122ZM141 89V88H140ZM145 89V88H144ZM166 89H164V90H166ZM169 89H168V92H169ZM204 89V88H203ZM4 90V89H3ZM7 90H8V88H7ZM38 90V91H37ZM40 90V91H39ZM99 90V91H98ZM146 90V89H145ZM163 90V91H164ZM171 90H170V92H171ZM179 90V89H178ZM177 90V91H178ZM184 90V89H183ZM208 90V91H207ZM6 91V90H5ZM68 91V92H67ZM110 91V92H111ZM133 91V90H132ZM147 91V90H146ZM156 91V90H155ZM158 91V90H157ZM177 91H175V92H177ZM222 91V92H221ZM1 92V91H0ZM99 92V93H98ZM106 92H108V94H106ZM129 92V91H128ZM145 92V91H144ZM150 92L154 95V93L151 91V88H150ZM149 91H148V93H150ZM175 92L173 93V92H171L169 95H171L172 96V98H173V95L175 94ZM184 93L185 94V92L184 91H181V93ZM4 93V92H3ZM16 93V92H15ZM16 93V94H17ZM49 93V94H50ZM65 93V92H64ZM101 93V94H100ZM130 93H131V91H130ZM136 93V92H135ZM147 93V92H146ZM147 93V94H148ZM150 93V94H151ZM163 93H165V91L163 92ZM204 93V92H203ZM202 93V94H203ZM220 93H218L219 95H220ZM17 94V95H18ZM25 94H24V96H25ZM32 94H33V92H32ZM35 94V95H36ZM78 94V95H77ZM83 94H85V95H83ZM139 94V93H138ZM147 94H144V95H147ZM165 94H167V91H166V93ZM165 94H163V95H165ZM177 94L179 95V93L177 92ZM199 94V95H198ZM201 94V95H202ZM5 95V94H4ZM13 95V94H12ZM18 95V96H19ZM34 95V96H35ZM71 95V96H72ZM84 97H83V96ZM141 95V94H140ZM152 95V96H153ZM162 95V94H161ZM161 95H160V97H161ZM178 95L176 96V97H178ZM210 95V94H209ZM220 96V97H223V99H219L220 97L218 96V99H219V101H221L222 102V100H224V97L225 96ZM11 96V95H10ZM14 96V95H13ZM29 96H30V94H29ZM42 96V95H41ZM40 96V97H41ZM148 96H150V95H148ZM155 96H156V94H155ZM181 97H183L182 95H180ZM17 97V96H16ZM20 97V96H19ZM19 97H17L18 99H19ZM59 97V96H58ZM72 97V98H73ZM78 97V98H79ZM115 97V96H114ZM113 97V98H114ZM145 98H141V99H136V104H134V105H132L131 106V108L129 109L130 110V114H133V115H137V114H142V113H148V115L150 116V114H151V112L150 111H153V110H150L149 109V111L147 110V108L149 107V106H147L146 107V101H148V100H150L151 99V97L150 98H146V96H144ZM154 97V96H153ZM152 97V98H153ZM159 97V99L158 100H160L161 101V103H165L164 105H166V102H168L167 103V108H169L170 106H168V104H169V100H170V98H168V96L167 97H165V96H163L162 98H160ZM187 97H185L186 98V100H187ZM194 97V98H195ZM200 97H202V96H200ZM204 97V96H203ZM203 97H202V99H203ZM207 97V96H206ZM213 96L211 95L210 96V100L212 101V102H210V103H214L215 102V100H216V98H212ZM216 97V96H215ZM1 98V97H0ZM3 98V97H2ZM6 98V97H5ZM37 98H39L38 96H37ZM46 98V97H45ZM67 98L69 99L70 98V96L68 97V95H67ZM78 98H76V100H74V99H72V100H74V101H77L78 100V102L77 103H79V101L81 100H79ZM133 98V97H132ZM140 98V97H139ZM171 98V99H172ZM180 98V97H179ZM193 98V99H194ZM196 98V99H197ZM226 98V97H225ZM6 99V100H7ZM14 99V98H13ZM24 99V98H23ZM40 99V98H39ZM196 99H194V103H195V105L198 103H196L195 101H198V100H196ZM199 99V98H198ZM208 99H209V97H208ZM208 99H204V102H206ZM214 100V102H213V100ZM236 99V98H235ZM235 99H232V100H235ZM260 99H262V98H260ZM264 99V98H263ZM26 100V99H25ZM61 100V99H60ZM86 100H85V102H86ZM111 100V101H110ZM153 100L155 101V98H153ZM153 100H151V101H153ZM157 99H156V101H158ZM231 100V101H232ZM30 101V100H29ZM65 101V100H64ZM82 101H83V99H82ZM81 101V102H82ZM114 101V102H113ZM159 101V102H160ZM199 101H201V100H199ZM243 101H242V103H243ZM256 101V103H258ZM5 102V101H4ZM7 102V101H6ZM35 102V101H34ZM34 102H31V105L34 103ZM50 102V101H49ZM66 102V101H65ZM158 102V103H159ZM172 101H170V103H171ZM173 102H174V100H173ZM203 102V103H204ZM221 102H220V104H221ZM230 102V101H229ZM234 102V101H233ZM26 103H27V100H26ZM35 103V104H36ZM77 103H75V104H77ZM84 103V102H83ZM83 103H81V104H83ZM87 103V102H86ZM149 105L151 104L152 106V109H153V104H154V102H147ZM200 103V102H199ZM198 103V104H199ZM219 103V102H218ZM224 103H225V105H227V103H228V101L227 102H225L224 101ZM232 102H230V103H228V104H231ZM263 103V102H262ZM22 104V105H21ZM48 104V105H47ZM62 104V103H61ZM173 104H175V103H173ZM172 104V105H173ZM215 104V103H214ZM235 104L236 103H234V106L233 105H231V106H233V107H235ZM237 104H239V103H237ZM236 104V105H237ZM4 105V104H3ZM7 105V104H6ZM85 105V104H84ZM156 105H157V103H156ZM176 105V104H175ZM174 105V106H175ZM224 105V104H223ZM246 105H248L247 103H246ZM259 105H261V103L259 104ZM26 106V107H25ZM80 106V105H79ZM160 106V105H159ZM173 106V107H174ZM199 106V105H198ZM206 106H207V104H206ZM217 106H219L218 104H217V102H216V105H215V107H217ZM249 106H247V107H249ZM258 106V105H257ZM257 106H256V110H257ZM264 106V105H263ZM61 107V106H60ZM83 107H85V106H83ZM151 107H149V108H151ZM155 107V106H154ZM166 107L164 106H162V109H161V111H163V108H165L166 109ZM173 107L172 108H169V109H173ZM221 107V106H220ZM229 107V106H228ZM233 107H230L231 109H233ZM246 107V106H245ZM246 107V108H247ZM27 108H29V112H30V110L31 111H33L34 112V115H28V114H26V112H23V110H25V109H27ZM71 108V107H70ZM80 108V107H79ZM127 108V107H126ZM129 108V107H128ZM160 108V107H159ZM202 108V107H201ZM218 108V107H217ZM222 108V107H221ZM221 108H219V109H221ZM226 107H224V109H225ZM230 108H228V110L230 109ZM239 108V107H238ZM242 108V107H241ZM250 108H248V110L249 111H251L250 110ZM83 109V108H82ZM174 109H175V107H174ZM199 109H200V107H199ZM206 109H208V108H206ZM210 109V108H209ZM236 109V108H235ZM28 110V109H27ZM26 110V111H27ZM127 110V109H126ZM181 110V109H180ZM180 110H177V111H180ZM215 110V109H214ZM221 110H223V109H221ZM226 110V109H225ZM242 111L243 110H245L244 108L243 109H241ZM258 110H259V108H258ZM22 111V112H21ZM83 110H81L80 111V113L82 112ZM111 111H113V112H115V114L116 113H118L116 116H113V115H109V113L111 112ZM166 111H169V110H166ZM165 111V112H166ZM176 111V110H175ZM189 111V110H188ZM195 111V110H194ZM206 111V110H205ZM210 111V110H209ZM213 111V110H212ZM254 111H255V108H254ZM16 112V111H15ZM15 112H13V113H15ZM28 112V111H27ZM67 112H69V111H67ZM127 112V111H126ZM165 112H162V113H165ZM226 112H227V110H226ZM239 112H240V110H239ZM17 113V112H16ZM15 113V114H16ZM31 113V112H30ZM77 113H79V112H77ZM79 113V114H80ZM112 113V112H111ZM110 113V114H111ZM167 113V112H166ZM168 113H170V111L168 112ZM195 113V112H194ZM230 113V112H229ZM241 113H245V112H241ZM12 114V113H11ZM10 114V115H11ZM153 115H155V112H153L152 113ZM178 114V113H177ZM182 114V113H181ZM17 115H18V113H17ZM55 115V114H54ZM82 115V114H81ZM157 115V114H156ZM180 115V114H179ZM210 115V114H209ZM8 116V115H7ZM65 116H66V114H65ZM123 116H125V115H122V117ZM139 116V115H138ZM146 116V115H145ZM212 115H210V117H211ZM54 117V116H53ZM126 117V116H125ZM141 117V116H140ZM147 117V116H146ZM156 117V116H155ZM209 117V116H208ZM215 117V116H214ZM8 118H10V116L8 117ZM55 118V122H57V121H59V120H56V117H54ZM79 118V117H78ZM99 118H103V122H101V123H103V125L104 126H107V127H110L109 129L111 130V128L113 129V131H112V133L110 132V130L109 129H107V128H105L104 126H103V128L104 129H107V130H105V132H101L100 130L99 131H94V130H91L90 128H88V126H90L88 123L89 122H91V121H97L98 122V120H99ZM126 118H128V117H126ZM161 118H162V116H161ZM165 118V117H164ZM198 118V117H197ZM204 118V117H203ZM1 119V120H2ZM48 119H50V118H48ZM141 119H143L144 121H145V119H144V117L143 118H141ZM155 119V118H154ZM158 119H159V117H158ZM209 119H211V118H209ZM1 120H0V122H1ZM54 119H52V122H54L53 121ZM61 120V119H60ZM126 120V119H125ZM129 120V119H128ZM132 120H134V119H132ZM193 120V119H192ZM13 121V120H12ZM42 121V120H41ZM137 121V120H136ZM208 121V120H207ZM14 122V121H13ZM123 122H124V120H123ZM150 122V121H149ZM40 123V122H39ZM57 123H59V122H57ZM64 123V122H63ZM64 123V124H65ZM99 123V122H98ZM125 123V122H124ZM151 123H153V122H151ZM1 124H2V122H1ZM34 124V125H35ZM54 124H56V123H54ZM60 124V123H59ZM88 124V126H86ZM91 124V123H90ZM127 124V123H126ZM147 124V123H146ZM4 125H5V123H4ZM124 125V124H123ZM129 125V124H128ZM154 125V129L153 130H155L156 128H161L160 126H162V124H157V123H155V124H152V126ZM1 126V125H0ZM6 126V125H5ZM10 126V127H9ZM33 126V125H32ZM37 126V125H36ZM40 126V125H39ZM42 126V125H41ZM48 126V125H47ZM50 126V125H49ZM130 126V125H129ZM133 126L135 127L136 125H134L133 124ZM144 126V125H143ZM146 126V125H145ZM164 128H167L168 129V132L169 133H167L166 135L168 136V138H170L169 137V135H180V133L182 134V132H181V130L180 131H178V123L176 122V121H173V120H170V121H167L164 125ZM127 127V126H126ZM180 127V126H179ZM43 128V129H42ZM68 128V127H67ZM114 128L116 129V130H114ZM137 128V127H136ZM135 128V129H136ZM143 128H145V127H143ZM142 128V129H143ZM148 128H150V127H148ZM32 129V130H31ZM37 129V128H36ZM61 129V128H60ZM63 129V128H62ZM66 129V128H65ZM120 129L121 128H119V131H120ZM128 129V128H127ZM130 129V128H129ZM139 130V131H141L142 132V134L145 136V138L147 139V140H149L150 141V139L152 138V137H154V136H157L158 138L159 137H161V135H160V132H161V130L160 129H156L157 131H159L160 130V132H157L156 131V133H154L151 129H150V131L151 132H149V130H147V129H143V130ZM163 129V128H162ZM64 130V129H63ZM97 130V129H96ZM138 130V129H137ZM147 130V131H146ZM165 130V129H164ZM163 130V131H164ZM37 131V130H36ZM35 131V132H36ZM104 131V130H103ZM125 131V130H124ZM127 131V133H128V130H126ZM125 131V132H126ZM132 132V131H134L132 128H131V130H129V132ZM138 131V133H140L141 134V132H139ZM166 131V130H165ZM125 132H123V133H125ZM170 132H171V134H170ZM173 132H176V133H173ZM51 133H56L55 134V136L57 135V133H58V135H60V139L62 138V139H64L63 140V142H65L64 143V147H62V149H64L63 150V152H62V149L61 150H59V152L56 150L57 149V145H58V143H57V145L55 146L54 144H51L50 142H52V141H54V140H52V141H50L49 140V138H51L50 136H52V134ZM134 133V132H133ZM159 133V134H158ZM161 133H163V132H161ZM34 134V132L32 133V135ZM37 136H38V134L37 133H35ZM34 134V135H35ZM97 134V135H98ZM31 135V134H30ZM48 135H50L49 137H47ZM83 136V137H85L86 139H90V143L88 144L87 143V145L85 144V147L84 146H80L79 147V145H78V141H77V136ZM80 136H79V138H80ZM81 136V137H82ZM112 136H113V134H112ZM111 136V137H112ZM142 136V135H141ZM163 136V135H162ZM181 137H183V134L182 135H180ZM179 136V138H181ZM58 137V136H57ZM82 137V138H83ZM99 137V136H98ZM99 137V138H100ZM114 137V136H113ZM115 137H117V136H115ZM157 137H154V138H157ZM173 138H174V136H172ZM53 138V137H52ZM118 138V137H117ZM116 138V139H117ZM144 138V137H143ZM144 138V139H145ZM176 138V137H175ZM27 139V138H26ZM32 139V138H31ZM30 139V140H31ZM49 140V142L47 143V141L46 140ZM60 139H57V140H60ZM95 141H94V140ZM82 140V139H81ZM91 140H93V141H91ZM99 140H102V139H99ZM104 140V139H103ZM131 140V139H130ZM174 140V139H173ZM184 140V139H183ZM22 141H23V139H22ZM83 141H84V139H83ZM89 141V140H88ZM143 141V140H142ZM155 141V140H154ZM55 142H58V141H56L55 140ZM60 142V141H59ZM84 142H86V141H84ZM83 142V143H84ZM101 142V141H100ZM128 142V141H127ZM24 143V144H23ZM53 143V142H52ZM60 143H62V142H60ZM80 143H82V142H80ZM163 143V142H162ZM120 144H124V143H121L120 142ZM129 144V146L131 147L132 145H130V142L128 143ZM127 144V145H128ZM128 146V148H130ZM79 147V148H78ZM144 148H146V147H144ZM47 149L50 151V153H51V157H50V159H44V156H42L43 154L45 155V151L44 150H46V152H47ZM105 149V150H104ZM119 149H120V151H119ZM101 150H104V152H106L105 154L106 155H104V154H102L101 153ZM140 150H142V149H140ZM176 150V149H175ZM61 151V152H60ZM144 151H146V150H144ZM143 151V152H144ZM148 151V150H147ZM178 151V150H177ZM130 152V151H129ZM163 152H164V150H163ZM166 152V151H165ZM164 152V153H165ZM43 153V154H42ZM71 154V157H69L70 158V161H67L69 164H65V165H70V166H72L73 167V169H71V171L73 172V173H70V174H72V177L71 176H69V177H71L70 178V180L67 178H65L64 177V175L66 176V173L64 174V172H63V174L61 173L62 172V169L60 168V165L62 166V165H64L63 164V155H65V157H66V155L67 154ZM49 154V153H48ZM139 154V153H138ZM133 155V157H134V154H132ZM137 155V154H136ZM67 156H69V155H67ZM142 156V155H141ZM149 157V156H148ZM66 158H68V157H66ZM155 159V158H154ZM141 160V159H140ZM139 160V161H140ZM13 161V160H12ZM126 161H128V160H126ZM131 161V160H130ZM192 161V160H191ZM14 162V161H13ZM147 163V162H146ZM15 164H16V162H15ZM103 164V165H104ZM44 165L46 166V165H49V168L47 169V171L51 168V176H54V179H53V177H49V176H47L46 174L48 173V172H46L45 174H44V171H43V168L42 167H44ZM108 165V166H109ZM119 165L122 167V170L120 171L119 170ZM150 165V164H149ZM0 166V167H1ZM105 167H107L106 165H104ZM10 167V165L8 166V168ZM39 167H40V169L43 171H41L40 169H39ZM48 167V166H47ZM62 167H64V166H62ZM96 167V166H95ZM101 167V166H100ZM154 167V166H153ZM65 168V167H64ZM109 168V167H108ZM124 168V169H123ZM179 168V167H178ZM2 169H4V168H2ZM59 169H61V172H60V170ZM121 169V168H120ZM176 169V168H175ZM116 170L118 171V172H116ZM144 170V169H143ZM7 172H9V171H11L10 169H8V170H6ZM49 171V172H50ZM6 172V173H7ZM14 172V171H13ZM25 172V173H26ZM97 172V171H96ZM129 172V171H128ZM10 173V172H9ZM125 173V172H124ZM142 173V172H141ZM16 174V173H15ZM21 174H16V175H21ZM128 174V173H127ZM130 174V173H129ZM146 174V173H145ZM15 175V176H16ZM67 175H69V174H67ZM143 175H144V173H143ZM14 176V177H15ZM22 176V175H21ZM22 176V177H23ZM86 176V175H85ZM7 177V176H6ZM13 177V176H12ZM11 177V178H12ZM36 177H35V179L34 180H36ZM68 177V176H67ZM98 177V176H97ZM101 177V176H100ZM125 177V176H124ZM1 179H2V177H0ZM21 177H19L18 179H20ZM39 178V179H40ZM14 179V178H13ZM120 179H121V177H120ZM123 179V178H122ZM128 179V178H127ZM4 179H2V180H0V181H2V182H4L3 181ZM8 180V179H7ZM12 180V179H11ZM15 181L17 180V178L15 177V179H14ZM13 180V181H14ZM20 180H22V179H20ZM72 181L73 182V184L72 183H70L69 181ZM97 180V179H96ZM99 180V179H98ZM97 180V181H98ZM100 180H101V178H100ZM12 181V182H13ZM22 181V182H23ZM89 181V180H88ZM87 181V182H88ZM96 181V182H97ZM120 181V180H119ZM118 181V182H119ZM121 181H123V180H121ZM2 182H0V183H2ZM22 182L21 181H19L18 180V183L16 182V184H18L17 185V187L19 186V184H21L22 185ZM30 182V183H29ZM35 182V181H34ZM38 182V183H39ZM43 182H41L42 184H43ZM67 183V184H64V183ZM90 182V181H89ZM5 183H6V181H5ZM7 183H9V182H7ZM14 183V182H13ZM24 183V182H23ZM49 183H52L51 185H49ZM70 183V184H69ZM97 183H99V181L97 182ZM115 183V182H114ZM131 183V182H130ZM4 184V183H3ZM15 184V183H14ZM16 184H15V186L14 187H16ZM44 184H43V186H44ZM54 184V185H55ZM85 184V183H84ZM108 184V183H107ZM117 184V183H116ZM24 185V184H23ZM39 185V184H38ZM53 185V186H54ZM86 185H88V184H86ZM90 185V184H89ZM98 185H100V184H98ZM83 186H85V185H83ZM97 186V185H96ZM109 186H112V185H109ZM10 187V186H9ZM16 187V188H17ZM48 187V188H49ZM77 187V188H78ZM98 187H100V186H98ZM173 187V186H172ZM19 188V187H18ZM21 188V187H20ZM19 188V189H20ZM29 187H27V189H25V187H24V189L25 190H28V192H30L29 190L30 189H28ZM33 188H34V186H33ZM51 188V187H50ZM49 188V189H50ZM55 188V187H54ZM53 188V189H54ZM56 188V189H57ZM65 188H66V186H65ZM85 188V187H84ZM96 187H94V189H95ZM106 188H108V187H106ZM39 189V188H38ZM104 189V188H103ZM15 190V188H13L12 189V192ZM21 190H22V188H21ZM24 190V191H25ZM59 190V189H58ZM57 190V191H58ZM64 190V189H63ZM74 190H76V189H74ZM78 190V189H77ZM97 190V189H96ZM109 190V189H108ZM162 190V189H161ZM196 190H197V187H195V192H196ZM11 191V190H10ZM9 191V192H10ZM15 191H17V189L15 190ZM24 191H22L23 193H24ZM45 191H47V190H45ZM65 192H66V190H64ZM89 191V190H88ZM91 191V190H90ZM111 191V190H110ZM149 191V190H148ZM19 192V191H18ZM17 192V193H18ZM36 192H38V190H36ZM44 192V191H43ZM59 192H61L60 190H59ZM65 192H64V194H65ZM71 192L73 193H75V191H72L71 190ZM78 192V191H77ZM77 192H76V194H77ZM80 192V191H79ZM87 192V191H86ZM31 193V192H30ZM32 193H33V191H32ZM35 193V192H34ZM47 193H50V198H54V197H51L52 195H51V192L50 191H48ZM54 193V192H53ZM55 193H57V192H55ZM88 193V192H87ZM91 194H92V192H90ZM95 193H96V191H95ZM163 193V192H162ZM9 194V193H8ZM10 194H11V192H10ZM10 194L8 195V197L10 196ZM15 194V193H14ZM28 194L29 193H27V194H24L25 196H28ZM37 194V193H36ZM42 194V193H41ZM44 194V193H43ZM60 194H62V193H60ZM59 194V195H60ZM64 194H62L63 196H65ZM67 194V193H66ZM75 194V195H76ZM79 194V193H78ZM116 194V193H115ZM152 194H154V193H152ZM161 194V193H160ZM164 194V193H163ZM13 195V194H12ZM22 195V194H21ZM23 195V196H24ZM32 195V194H31ZM56 195V194H55ZM58 195V194H57ZM61 195V196H62ZM70 195V194H69ZM69 195H68V197H69ZM74 195V194H73ZM84 194H82L81 193V195L80 196H83ZM85 195H87V194H85ZM84 195V196H85ZM96 195V194H95ZM98 195V194H97ZM110 195H112V194H110ZM1 201L3 200V195L1 194ZM15 196V195H14ZM17 196H18V194H17ZM22 196V197H23ZM30 196V195H29ZM46 196H49V195H46ZM61 196H60V199L59 200H61ZM108 196H109V192H108ZM107 196V197H108ZM115 196H117V195H115ZM118 196H120V194L118 195ZM122 196V195H121ZM21 197V198H22ZM31 197V196H30ZM41 197H42V195H41ZM55 197H57V196H55ZM71 197V196H70ZM77 197H78V195H77ZM87 197H91L90 196V194L87 196ZM94 197V196H93ZM92 197V198H93ZM114 197V196H113ZM126 197H129V195L128 196H126ZM4 198H5V195H4ZM16 198H18V197H16ZM24 198H27V197H24ZM45 198V197H44ZM58 198H59V196H58ZM65 198V197H64ZM82 198V197H81ZM85 198H86V196H85ZM85 198H83V199H85ZM92 198H90V200L92 199ZM106 198V197H105ZM123 198V197H122ZM45 199H47V198H45ZM55 199H57V198H55ZM63 199V198H62ZM87 199V198H86ZM116 199V198H115ZM4 200H6V199H4ZM3 200V201H4ZM20 202H23V201H21L20 199H18ZM29 200V199H28ZM54 200V199H53ZM96 200V199H95ZM94 200V201H95ZM107 200V199H106ZM114 200V199H113ZM126 200V199H125ZM160 200V199H159ZM33 201V200H32ZM38 201H40L39 199H38ZM42 201H43V199H42ZM47 201H48V199H47ZM55 201H57V200H55ZM66 201V200H65ZM77 201H78V199H77ZM82 201L83 200H81V203H82ZM86 201V200H85ZM111 201V200H110ZM116 201V200H115ZM45 202V201H44ZM59 202V201H58ZM72 202V201H71ZM88 202H90V201H88ZM96 202V201H95ZM114 202V201H113ZM118 202V201H117ZM5 203V202H4ZM26 203V202H25ZM31 203V202H30ZM39 203V202H38ZM41 203V202H40ZM39 203V204H40ZM55 203V202H54ZM53 203V204H54ZM80 203V202H79ZM120 203V202H119ZM3 204V203H2ZM27 204V203H26ZM26 204H25V206H26ZM33 204V203H32ZM31 204V205H32ZM50 204H51V201H50ZM55 204H57V203H55ZM65 204V203H64ZM68 204V203H67ZM72 204V203H71ZM74 204V203H73ZM84 204V203H83ZM86 204H87V202H86ZM95 204V203H94ZM99 204V203H98ZM112 204V203H111ZM31 205H28V207H26V208H28L29 209V206L30 207H32ZM34 205V204H33ZM47 205H48V203H47ZM52 205V204H51ZM77 205V204H76ZM76 205H73V206H76ZM80 205V204H79ZM89 205V204H88ZM100 205H102V204H100ZM118 205V204H117ZM11 206V205H10ZM21 206H23V207H25L24 206V203H23V205H21ZM37 206H39L38 204H37ZM37 206H35V207H37ZM44 206V205H43ZM83 206V205H82ZM23 207H21V209H17V210H22V209H24ZM52 207V206H51ZM62 207V206H61ZM71 207V206H70ZM78 207V206H77ZM86 207H88V206H86ZM94 207H95V205H94ZM106 207V206H105ZM11 208H12V206H11ZM16 208V207H15ZM33 208V207H32ZM38 208V207H37ZM74 208V207H73ZM97 208V207H96ZM27 209V210H28ZM35 209V208H34ZM39 209V208H38ZM52 210H53V208H51ZM114 209V208H113ZM112 209V210H113ZM123 209H125V208H123ZM133 209V208H132ZM13 210V209H12ZM12 210H10L11 212H12ZM15 210V209H14ZM26 210V211H27ZM29 210H32V209H29ZM28 210V211H29ZM51 210V211H52ZM62 210V209H61ZM117 210V209H116ZM23 211V210H22ZM33 211V210H32ZM35 211H37V210H35ZM50 211V212H51ZM75 211V210H74ZM118 212H119V210H117ZM15 212V211H14ZM17 212V211H16ZM123 212V211H122ZM121 212V213H122ZM18 213V212H17ZM19 213H21V211L19 212ZM18 213V214H19ZM24 213H25V209H24ZM52 213V212H51ZM17 214V215H18ZM23 214V213H22ZM115 214V213H114ZM16 215V214H15ZM54 215H56V214H54ZM53 215V216H54ZM96 215V214H95ZM113 215V214H112ZM0 216H1V214H0ZM20 216V215H19ZM22 216V215H21ZM58 216V215H57ZM67 216V215H66ZM78 216V215H77ZM13 217V216H12ZM60 217V216H59ZM73 217V216H72ZM125 218V217H124ZM3 219V218H2ZM84 219V218H83ZM117 219H118V217H117ZM152 219V218H151ZM8 220V219H7ZM14 220V219H13ZM71 220V219H70ZM73 220V219H72ZM78 220V219H77ZM94 220V219H93ZM4 221V220H3ZM62 221V220H61ZM6 222V221H5ZM89 222V221H88ZM92 222V221H91ZM101 222V221H100ZM49 223V222H48ZM72 223V221L70 222V224ZM2 224H4V223H2ZM73 224H74V222H73ZM73 224H71V225H73ZM77 225H78V223H76ZM75 224V225H76ZM15 225V224H14ZM19 225H20V223H19ZM2 226V225H1ZM17 226H18V224H17ZM70 226V225H69ZM79 226V225H78ZM8 227V226H7ZM19 227V226H18ZM72 227V226H71ZM3 227H1V229H2ZM6 228V227H5ZM12 228V227H11ZM16 228V227H15ZM44 228V227H43ZM42 227H41V229H43ZM53 228V227H52ZM50 229V228H49ZM12 231H13V229H12ZM25 231V230H24ZM53 232V231H52ZM4 233H5V231H4ZM0 235H1V232H0ZM110 235V234H109ZM9 241V240H8ZM15 241V240H14ZM111 242V241H110ZM65 247V246H64ZM21 250V249H20ZM96 254V253H95ZM29 255V254H28ZM31 255V254H30ZM94 256V255H93ZM112 257V256H111ZM13 259V258H12ZM16 260V259H15ZM23 260V259H22ZM25 260V259H24ZM53 263V262H52Z\"/></svg>", "mask_w": 264, "mask_h": 264}]
</instances>
